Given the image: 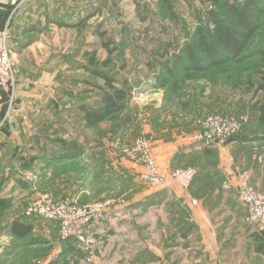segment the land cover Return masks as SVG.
Here are the masks:
<instances>
[{
  "label": "rangeland",
  "instance_id": "rangeland-1",
  "mask_svg": "<svg viewBox=\"0 0 264 264\" xmlns=\"http://www.w3.org/2000/svg\"><path fill=\"white\" fill-rule=\"evenodd\" d=\"M262 2L261 24L239 61L179 73L164 83L157 80V75L166 76L159 62L192 42L198 26L210 25L208 9L224 12L219 0H170L174 16L161 0H51L57 12H48L45 5L35 12L45 13L46 21L53 17L49 26L22 25L23 17L26 23L31 19L13 21V15V81L9 90L0 86V145L8 139L14 162L0 166L3 176L9 170L0 185V264H97L100 235L88 227L113 207L86 227L92 255L84 244L61 239L55 221L25 217L24 209L40 194L56 200L68 197L78 206L112 199L120 208L128 204L132 189L162 186L141 177L144 165L132 152L139 139L147 142L156 163L151 144L155 137L174 145L181 138L192 139L198 121L215 113L247 118L239 135L244 129L264 138V123L258 119L264 113V92L257 88L264 81ZM10 13L0 3V28ZM102 76L128 89L130 99L123 111L87 126L80 106L100 102L108 90ZM259 106L261 111L256 110ZM23 129L25 140L19 144ZM34 130L41 140L30 145ZM59 140L80 144L85 159L50 161L63 147ZM262 142L256 144L261 147ZM180 161L166 172L157 166L158 172L170 176L191 167ZM15 220L31 224L32 231L14 236L9 224Z\"/></svg>",
  "mask_w": 264,
  "mask_h": 264
},
{
  "label": "crops",
  "instance_id": "crops-1",
  "mask_svg": "<svg viewBox=\"0 0 264 264\" xmlns=\"http://www.w3.org/2000/svg\"><path fill=\"white\" fill-rule=\"evenodd\" d=\"M43 5L48 12H57L51 0H30L13 21L27 16L31 20L26 23L23 17L22 25L49 26L53 17L48 16V24L45 13H35ZM24 130L22 139L18 137L19 144L25 140ZM32 134L28 144L36 145L40 138L35 130ZM261 137L243 129L226 144L213 147H203L189 137L181 138L176 145L155 137L151 144L158 169L166 172L183 160L181 165L195 168V174L185 187L168 177L162 186L134 188L128 204L110 208L101 221L91 224L88 231L100 235L97 264H264V250H257L264 244V237L244 221L246 207L236 197L233 172L235 166L246 170L251 184L264 194V156L259 162L252 150L257 140L264 139ZM6 142L8 139L1 140L0 166L14 163L7 151L10 143ZM70 145L54 154L68 153ZM80 146L75 145L78 154L68 159H83L84 147ZM257 146L264 153V144ZM53 156L50 161L62 159ZM3 173L2 168L0 176Z\"/></svg>",
  "mask_w": 264,
  "mask_h": 264
},
{
  "label": "built area",
  "instance_id": "built-area-1",
  "mask_svg": "<svg viewBox=\"0 0 264 264\" xmlns=\"http://www.w3.org/2000/svg\"><path fill=\"white\" fill-rule=\"evenodd\" d=\"M30 0H0L1 4L10 6L11 13L7 17L6 24L0 28V86L9 90L11 88L12 65L10 62L9 34L10 22L13 15H16L20 8ZM243 116H226L222 114H210L198 121L199 130L194 134L193 139L203 147H213L226 144L230 139L237 136L243 125L247 122ZM260 162L264 156L257 145L252 147ZM132 152L136 155V161L144 165L141 177L144 181L153 185H164L167 178L172 177L176 182L187 186L194 174L195 169L187 167L174 170L168 174L159 173L157 165L149 153V146L146 141L139 139ZM237 180L236 197L245 205V223L257 234L264 235V194L251 184L248 172L235 166L233 169ZM117 201L112 199L101 203H91L83 206L76 205L68 197L56 200L50 194H40L25 207V217L36 216L49 221H55L59 228L60 238L63 240H75L80 244L88 245L86 241V227L101 218L105 210L118 206ZM86 249L94 254L92 248Z\"/></svg>",
  "mask_w": 264,
  "mask_h": 264
},
{
  "label": "trees",
  "instance_id": "trees-1",
  "mask_svg": "<svg viewBox=\"0 0 264 264\" xmlns=\"http://www.w3.org/2000/svg\"><path fill=\"white\" fill-rule=\"evenodd\" d=\"M161 1L169 14L174 16L170 0ZM262 3V0H243L242 2L219 0L220 7L223 8L224 12L220 14L216 9H208L210 25L206 29L198 26L195 32L196 38L192 42L184 44L177 51H174L169 58L163 57L159 62V67L166 76L157 75L158 82L164 83L168 78L186 71L202 72L227 61H239L249 40L261 24ZM3 5L10 9L9 5ZM260 55L264 58V49L260 50ZM102 78L108 90L103 92L100 102L94 107L80 106L87 126H94L111 115L123 111L130 99L128 89L117 86L107 76H102ZM257 88L264 92V81L259 83ZM261 109L263 107L259 106L256 110L261 111ZM258 119L264 123V113L260 114ZM59 141L61 142V140ZM62 143V149H64L66 144ZM76 154H78V149H75V145L71 144L68 153L58 155L55 159L59 157L60 159L70 158ZM3 180L4 176L2 175L0 185ZM31 231L32 225L29 223L24 224L15 220L11 224V232L18 238L28 235ZM259 235L264 237V235ZM257 250H264V244L259 246Z\"/></svg>",
  "mask_w": 264,
  "mask_h": 264
}]
</instances>
